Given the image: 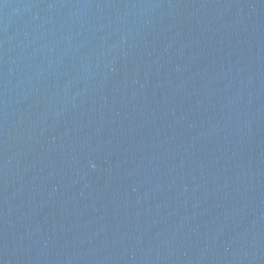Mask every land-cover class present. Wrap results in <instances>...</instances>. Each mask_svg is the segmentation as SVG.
Returning <instances> with one entry per match:
<instances>
[{
  "label": "water",
  "instance_id": "obj_1",
  "mask_svg": "<svg viewBox=\"0 0 264 264\" xmlns=\"http://www.w3.org/2000/svg\"><path fill=\"white\" fill-rule=\"evenodd\" d=\"M0 264H264V0H0Z\"/></svg>",
  "mask_w": 264,
  "mask_h": 264
}]
</instances>
